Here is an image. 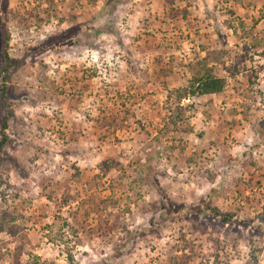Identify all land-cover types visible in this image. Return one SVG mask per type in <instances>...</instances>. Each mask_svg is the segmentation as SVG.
I'll list each match as a JSON object with an SVG mask.
<instances>
[{"label": "rangeland", "instance_id": "374dc122", "mask_svg": "<svg viewBox=\"0 0 264 264\" xmlns=\"http://www.w3.org/2000/svg\"><path fill=\"white\" fill-rule=\"evenodd\" d=\"M3 138L0 264H264V0H0Z\"/></svg>", "mask_w": 264, "mask_h": 264}, {"label": "trees", "instance_id": "16d2710c", "mask_svg": "<svg viewBox=\"0 0 264 264\" xmlns=\"http://www.w3.org/2000/svg\"><path fill=\"white\" fill-rule=\"evenodd\" d=\"M7 57V56H6ZM208 70L205 74L202 76H197L193 81V85L195 87V92H197L200 95H215L220 93V91L223 89V79L218 78L210 74ZM171 124V123H170ZM3 126H6V121L3 124ZM4 144V138L0 141V149L2 148ZM220 216V215H218ZM217 216V217H218ZM223 218L221 219L223 223H226L229 221L226 216L222 215ZM227 219V220H226Z\"/></svg>", "mask_w": 264, "mask_h": 264}]
</instances>
